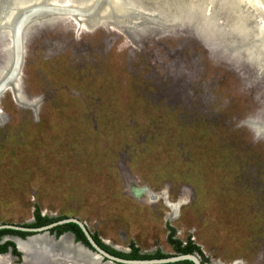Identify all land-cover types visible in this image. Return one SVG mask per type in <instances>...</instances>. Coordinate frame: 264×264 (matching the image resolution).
<instances>
[{
  "label": "rangeland",
  "instance_id": "1",
  "mask_svg": "<svg viewBox=\"0 0 264 264\" xmlns=\"http://www.w3.org/2000/svg\"><path fill=\"white\" fill-rule=\"evenodd\" d=\"M206 1L173 0L176 19L112 29L44 14L23 27L22 86L0 97V225L34 223L39 210L85 222L120 252L169 256L173 228L208 264H264V50L257 30L227 29L247 32L234 8ZM184 4L197 14L181 15ZM32 235L5 234L20 255L9 248L0 264H71L68 234Z\"/></svg>",
  "mask_w": 264,
  "mask_h": 264
},
{
  "label": "water",
  "instance_id": "2",
  "mask_svg": "<svg viewBox=\"0 0 264 264\" xmlns=\"http://www.w3.org/2000/svg\"><path fill=\"white\" fill-rule=\"evenodd\" d=\"M2 1L3 0H0V2H2ZM11 1L12 0H9V2H7V3H9V11H12L11 9L13 7H14V9L16 8L17 10L13 11V17H16L17 15L16 16H14V15L18 14L19 6L18 5L14 6V5L10 4L13 2V1L12 2ZM85 1H87V0L78 1L77 3H74L73 5H59V4H55V3L53 4L50 1L49 2L47 1V3L46 2L41 3V0H36V4H34V5L30 4L27 8L25 7L26 10H25V8H23L24 11H28V12L32 11V13L30 15H28L23 27L27 26L33 17L36 19V18H39L40 15H43V14L47 15V16H55V17H57V16H71V17L75 18L76 20L81 19V18L88 20L93 15L101 14V8L104 7V5L106 3L108 4V2L109 3L112 2L111 4L113 6L111 5L112 6V7H110L111 11L109 13H107V15H103L104 18H102L101 22L99 23V26L108 25V27L110 29L117 28L118 24H121V25L124 24L125 22H127V19H129L133 16L138 17V16H143V15H151V16L157 15V16H171L174 19H176V17L172 16V14L171 15L170 14L165 15V14L161 13V11H159L157 8L155 9L154 7H150L149 5L145 6L147 3L138 2V1H134V0H119L121 5H122L121 7L113 4L114 0H93V1L89 0L87 5L85 3H83ZM237 1H239L241 11L244 12V14L243 13L242 14L244 15L243 16L244 21L246 20V22H247V24H246L247 27H246V29L244 28L243 30H247V32L240 31V29L233 27L232 22L230 20H229V24L227 26V29L232 30L233 33L235 32L237 34L244 35L247 38L250 30H259L258 28L254 29V27L256 26L254 24L255 22H258L259 19L263 20V22H264V7L262 8V10H258L257 2L259 3V1H257V0L256 1L253 0L252 2H250V0H237ZM206 2H207V4H209V6H211V8L215 7L216 12L218 11V12H222L225 14L224 10L221 9L220 4H217L220 1L217 2V0H207ZM149 3H151V2H149ZM152 3H154V6H157V4L160 3V0H154V1H152ZM118 8L124 9L125 13L119 12ZM204 11H205L204 17L206 19L210 20L213 18V15L209 16L208 10L204 9ZM168 12H170V9L168 10ZM168 12H166V13H168ZM113 18L118 20V21L114 20ZM227 18H228V15H227ZM179 19H185V18H179ZM216 22L218 23V21H216ZM240 24H242V22ZM263 25H264V23H263ZM98 27L96 26L93 29H96ZM23 34H24V30H23ZM23 34H22V42H21L22 45L20 46L21 55L24 57V61L22 62V67H21L22 69L20 70L21 76H22V71H23V67L25 64V47H24V41H23ZM256 41L260 45L264 44V26H263V32L259 36H256ZM20 75H19L18 79H19V82L21 85L22 80H21ZM9 88H11V87H9ZM6 90L7 89H5L2 92L0 90V97L3 95L4 92H6ZM141 194H143V192ZM178 209H179V206H177L174 209L176 211V213L178 212ZM69 223H75L82 229V231H83V233H84V235H85V237L89 243V246L85 245L82 242H80V244H82L84 247H86L89 251L97 254L101 259V263H103V264H107V263L108 264H172V263H176V262H180V261H184V260H192L196 264H201L200 259L194 254H180V255L171 256V257H167V258H161V259H126V258L115 256V255L109 253L104 248H102L96 242L92 232H90V230H89V228L85 222L78 220L76 218L61 219V220L52 222L46 226H42L39 228H31V227H27V226H17V225L5 224V225H0V230L9 229V230H14V231L29 232V233H36V234L41 233V232L50 233L52 229H54L58 226L69 224ZM64 234H72L74 236V238L76 239L75 235L72 232H66Z\"/></svg>",
  "mask_w": 264,
  "mask_h": 264
},
{
  "label": "bare ground",
  "instance_id": "3",
  "mask_svg": "<svg viewBox=\"0 0 264 264\" xmlns=\"http://www.w3.org/2000/svg\"><path fill=\"white\" fill-rule=\"evenodd\" d=\"M12 1H11L12 3H10V4H12L14 6H17V5L19 6L18 14L14 15V16L17 15L16 17H13V11H16L17 10L16 8L14 9V7H13L11 9L12 11H9V3H7V2H9V0H7V1L3 0L2 2H0V35L8 33L9 34L8 36H11L10 38L12 39L11 40L12 41L11 47H10V45L8 47V45L5 44L8 47V49L5 46H4L5 48L3 49V51H4L3 54L4 53L8 54V56H9L8 60L9 61L7 60L8 63L7 62L5 63L4 61L6 60V58L5 59L3 58L4 60H2L3 64L5 63L6 65L3 66L2 69H0V90H1V92L4 91L5 89H9V88H7L9 86L10 87H17L20 83L18 78L20 75V70L22 69L21 68L22 62L24 61V57L21 55V52H20V46L22 45L21 42H22V34H23L22 28H23V25H24L28 15H30L32 13V11L31 12L24 11L23 8H25V7L27 8L30 4H32V5L36 4V0H12ZM47 1L48 2L50 1L53 4L54 3L59 4V5H68L70 3V0H63L61 2H58L57 0H41V3H43V2L47 3ZM88 1L89 0H87L83 3H85L87 5ZM172 1L173 0H165L166 3L162 7L164 10V11H162L163 13H165V14H171L172 13L171 10H170V12H168V10L171 9V2ZM218 1H223V2H226L227 4H229L243 18L244 12L241 11L239 1H237V0H218ZM252 1L253 0H250V2H252ZM257 1H259V3L257 2L258 10H262V8L264 7V0H257ZM111 3L108 2V4L106 3L104 5V7L101 8V14L97 15V18L92 19L90 21L81 18V19H78V21H81V23H84L85 25H87L90 28H95L97 25H99L102 18H104L103 15H107V13H109L111 11L110 7L113 6ZM72 4H74V3H72ZM113 4H115L116 6H119V7L122 6L119 0H114ZM26 8H25V10H26ZM181 9H182V12H180L181 15L187 14L190 17L194 16L193 11H195V10L192 8V6L190 4H184ZM118 11L121 13H125V10L121 9V8H118ZM198 11L200 14L205 13L203 7H200ZM166 12H168V13H166ZM195 14H197V11H195ZM114 20H116V19H114ZM116 21H118V20H116ZM192 21H194V20H192ZM241 22H242V24H241L242 28L246 29V27H247L246 26V24H247L246 20L244 21V19H243ZM262 22H263V20H261V23ZM263 23L262 24H260V23L255 24L256 26L254 27V29L255 28L259 29V30H257V32L255 34L256 36H259L263 32V26H264ZM6 28H8V29L10 28L11 30H8V29L6 30ZM258 46H259L260 50H264V44H261V45L258 44ZM13 51H14V56L12 54ZM0 64L2 65V63H0ZM5 67H7V69L4 72ZM144 191L145 190L142 189L140 191H135V193L140 195ZM145 193H146L148 198H152L151 197L152 195L150 193H148L147 191H145ZM175 208L176 207L172 205L173 211H175L174 210ZM32 236H38V234L32 235ZM13 241L15 243H17L19 249L22 251H25V248L28 246V244L30 242V241L24 242L23 240H21L19 238H14ZM60 243L67 251H69V252L71 251L72 254H74L73 259L70 261L71 264H103V263H101V259L97 254L89 251L86 247H84L80 243H78V244L73 243L72 236L69 234L64 236L61 239ZM63 252H64V250H63Z\"/></svg>",
  "mask_w": 264,
  "mask_h": 264
},
{
  "label": "trees",
  "instance_id": "4",
  "mask_svg": "<svg viewBox=\"0 0 264 264\" xmlns=\"http://www.w3.org/2000/svg\"><path fill=\"white\" fill-rule=\"evenodd\" d=\"M35 217H36V222L31 223V224H26L27 227L37 228V227L46 226L52 222L57 221V220L52 221V219H48V218L42 216L40 214L39 210H36ZM59 220H61V219H59ZM51 231L52 232L56 231L58 236L63 235L66 232H72L75 235L77 241H81V242H83L89 246V243H88L82 229L75 223H69V224H65L62 226H58V227L52 229ZM7 233H17V234H20L21 236H27L31 233L14 231V230H9V229L0 230V255L8 253L9 248H12V251L15 254L20 255V253L17 252L16 245L13 242H6V243L1 244L2 237ZM174 237H175V229L171 228L170 234L168 236V240L176 248V250L178 252H180V253H193L195 251H198V252L202 253L201 248L199 246H197L196 244H194L192 241H189L187 245H184L181 240L175 239ZM94 238H95L96 242L102 248H104L105 250H107V251H109L115 255H118V256H121L124 258L139 259V258H147V257L150 258V257H152V256H148V255H145V256L141 255L139 249L135 246H132L131 253L120 252L118 250H115L114 248H111V247L105 245L103 242H101V240L97 236H94ZM156 257L163 258V257H166V255L159 254ZM190 263H191L190 261H185V262H180V263H175V264H190Z\"/></svg>",
  "mask_w": 264,
  "mask_h": 264
},
{
  "label": "flooded vegetation",
  "instance_id": "5",
  "mask_svg": "<svg viewBox=\"0 0 264 264\" xmlns=\"http://www.w3.org/2000/svg\"><path fill=\"white\" fill-rule=\"evenodd\" d=\"M175 238V237H174ZM176 239V238H175ZM179 240V239H178ZM169 241V240H168ZM189 241H191V240H188L187 242H185V243H183L184 245H187L188 244V242ZM81 242V241H80ZM193 242V241H192ZM83 243V242H82ZM170 243V242H169ZM85 244V243H84ZM86 245V244H85ZM170 245L173 247V249H174V251L176 252V255H180V254H194V255H196L199 259H200V261H201V264H208V261H207V258L205 257V256H203V252L201 253V252H198V251H195V252H193V253H180V252H178L177 250H176V248L170 243ZM88 246V245H87ZM108 246V245H107ZM109 252V251H108ZM109 253H111V252H109ZM111 254H113V253H111ZM141 254V253H140ZM113 255H115V254H113ZM141 255H143V254H141ZM157 255H159V254H154V255H148V256H152V257H150V258H139V259H161V258H158V257H156ZM163 255H165V254H163ZM176 255H174V256H176ZM115 256H118V255H115ZM143 256H145V255H143ZM118 257H121V256H118ZM167 257H171V256H169V255H166V257H163V258H167ZM122 258H124V257H122ZM126 259H129V258H126ZM185 261H190L191 263L190 264H196L194 261H192V260H184V261H180V262H185ZM180 262H176V263H180ZM172 264H175V263H172Z\"/></svg>",
  "mask_w": 264,
  "mask_h": 264
}]
</instances>
